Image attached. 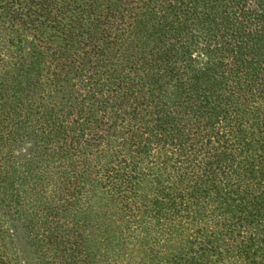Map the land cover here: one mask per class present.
Instances as JSON below:
<instances>
[{"label": "trees", "instance_id": "trees-1", "mask_svg": "<svg viewBox=\"0 0 264 264\" xmlns=\"http://www.w3.org/2000/svg\"><path fill=\"white\" fill-rule=\"evenodd\" d=\"M0 264H264V0H0Z\"/></svg>", "mask_w": 264, "mask_h": 264}]
</instances>
